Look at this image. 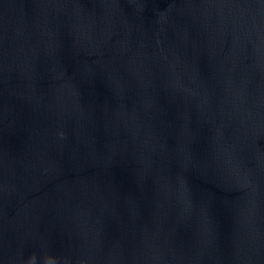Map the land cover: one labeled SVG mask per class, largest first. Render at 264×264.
Here are the masks:
<instances>
[{"label": "water", "instance_id": "water-1", "mask_svg": "<svg viewBox=\"0 0 264 264\" xmlns=\"http://www.w3.org/2000/svg\"><path fill=\"white\" fill-rule=\"evenodd\" d=\"M0 264H264V0H0Z\"/></svg>", "mask_w": 264, "mask_h": 264}]
</instances>
